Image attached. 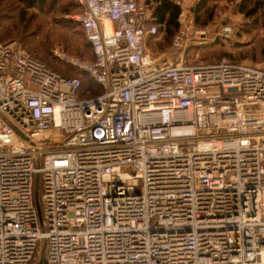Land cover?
<instances>
[{
    "label": "built area",
    "instance_id": "1",
    "mask_svg": "<svg viewBox=\"0 0 264 264\" xmlns=\"http://www.w3.org/2000/svg\"><path fill=\"white\" fill-rule=\"evenodd\" d=\"M76 2L92 57L53 54L94 86L0 42V264H264V58L197 60L190 18L156 55L139 0Z\"/></svg>",
    "mask_w": 264,
    "mask_h": 264
},
{
    "label": "rangeland",
    "instance_id": "2",
    "mask_svg": "<svg viewBox=\"0 0 264 264\" xmlns=\"http://www.w3.org/2000/svg\"><path fill=\"white\" fill-rule=\"evenodd\" d=\"M173 1L176 3L175 0ZM186 1V4L183 3V5H180L181 11L178 16V25L181 20L185 21L187 18H190L195 26L202 27L206 31V41L199 46L192 48L199 51L197 60L210 62L212 59L217 58L222 54H230L242 61L256 64L262 63L264 58V48L260 49V47L264 44L262 42L264 29L261 27L263 23L261 25L258 23L257 25L252 17H248L240 11L241 0H211L207 3V9L200 14L199 21H196L195 19L194 4L196 0ZM140 3L146 5L151 13L153 12L152 8L145 2V0H140ZM190 7H192V9H190ZM56 13H60L62 20L65 21V23H63V25L65 24V27L53 23V15ZM75 13H77V11L64 10L51 13L49 17L47 15L41 16L48 21L46 25L49 30L48 33L54 37L46 43L47 56H44V59L56 68H58V65L60 64L58 60L63 61L53 54L56 47L63 49L70 54L79 56L82 59L91 58L89 55V47L84 51V47L79 43V39L75 40V36L77 35V25L75 26V23H79V20L75 17ZM170 36L171 34H167L163 27L159 25L155 38H147V45L154 54L166 56V52H168L169 49ZM7 40H15L18 44L27 48V46H24L23 44V38H20V40L17 38H8L5 41ZM26 41H28V39ZM0 42L2 41L0 40ZM32 44L34 43L31 42V45ZM202 48L207 49L203 51L204 49ZM255 48H257L255 51L256 55H244L248 50H254ZM42 52H45V50L37 49V51H35L36 54L43 57L45 53ZM64 62L65 61L62 63ZM67 64L71 66L72 71L77 72L79 70L74 65ZM84 73L89 78L88 74L86 72ZM94 89L99 90L97 86ZM42 248L43 241L39 243V249L42 250ZM40 258L41 254L39 251L37 257L29 264H38Z\"/></svg>",
    "mask_w": 264,
    "mask_h": 264
},
{
    "label": "trees",
    "instance_id": "3",
    "mask_svg": "<svg viewBox=\"0 0 264 264\" xmlns=\"http://www.w3.org/2000/svg\"><path fill=\"white\" fill-rule=\"evenodd\" d=\"M209 1L211 0L195 1L194 11L196 21H199L200 14L207 9V3ZM145 2L149 4L153 10V21L158 24V27L161 25L167 34L172 35V32L176 30L175 28L178 25V16L181 11L179 4L175 3L173 0H145ZM81 9L82 7L75 0H0V40L5 41L8 38H17L20 40V38H23L22 41L24 46H27L26 49H28L32 55L42 59L46 64L60 71L62 74L80 75L83 89L92 87L95 85L94 81L91 80L90 77L88 78L83 71L78 70L74 72L71 70L70 65L65 62L62 63L63 61L60 60H58L60 63L58 69L50 65V63L44 59V56H47L46 43L54 37L48 33L49 30L46 27L48 21L41 16L47 15L49 17L51 13L64 10L79 12ZM239 9L246 16L252 17L257 25L258 23L260 25L263 23L261 27L264 29V0H241ZM53 23L65 27V24L63 25L65 21L62 20L60 13L53 15ZM76 25V34L78 36H75V40L79 39V43L84 47V51L89 47V55L92 57L90 44L86 39L83 26L80 22H76L75 26ZM149 37L152 38L151 36ZM27 39L28 41H26ZM31 42L34 44L31 45ZM262 42L264 43V36ZM263 48L264 44L261 45L260 49ZM37 49L45 50V52H42L45 53L43 57L35 53ZM202 49L205 51L207 48ZM256 50L257 48L248 50L244 55L253 56ZM223 55L227 56L232 61L240 60L230 54H222L211 61L217 60Z\"/></svg>",
    "mask_w": 264,
    "mask_h": 264
},
{
    "label": "crops",
    "instance_id": "4",
    "mask_svg": "<svg viewBox=\"0 0 264 264\" xmlns=\"http://www.w3.org/2000/svg\"><path fill=\"white\" fill-rule=\"evenodd\" d=\"M183 3L187 2L186 0H182ZM186 4V3H185ZM190 9H192V7H190Z\"/></svg>",
    "mask_w": 264,
    "mask_h": 264
}]
</instances>
